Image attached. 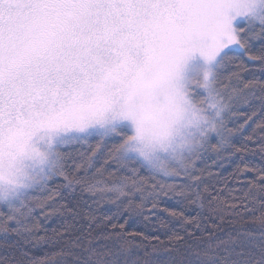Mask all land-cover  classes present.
I'll return each mask as SVG.
<instances>
[{"label": "snow or ice", "instance_id": "snow-or-ice-1", "mask_svg": "<svg viewBox=\"0 0 264 264\" xmlns=\"http://www.w3.org/2000/svg\"><path fill=\"white\" fill-rule=\"evenodd\" d=\"M248 153L264 161V0H0V264H264ZM213 156H239L242 195L206 180ZM146 206L180 230L129 232Z\"/></svg>", "mask_w": 264, "mask_h": 264}, {"label": "trees", "instance_id": "trees-1", "mask_svg": "<svg viewBox=\"0 0 264 264\" xmlns=\"http://www.w3.org/2000/svg\"><path fill=\"white\" fill-rule=\"evenodd\" d=\"M258 47V45H257ZM250 63V62H249ZM251 66V64H250ZM92 145L95 146L96 144V140H92L91 141ZM249 148H255L256 145L253 143H250L248 145ZM83 149H81L82 151ZM105 151H107V149H105ZM215 159V156L212 157V159H206L203 163L198 164L199 168H205L206 173L210 172L213 175L208 178L207 176L205 177L206 180H208V182H213L215 183V186L218 190L221 191L222 196L225 199H228L230 196H239L242 195V193L240 191H238L242 186V181H245L247 179V177H230V174L233 173V170L236 168L237 163H239V156H233L230 158V160L224 162L222 165L220 164V162L218 161L217 164L213 165L212 164V160ZM246 161L254 164L256 166L261 165L262 163H264V161L261 160V157L258 153L253 154V153H248L246 155ZM207 166V167H206ZM145 173H142V175ZM61 181L57 180L56 183H60ZM232 190H236V191H232ZM162 206L163 207H168V208H175L178 211L182 209V205L178 204L177 199L173 198V199H167L164 198L162 200ZM112 206L110 205H103L102 209L103 211H107L108 208H110ZM115 209L113 208V211ZM185 211L186 215H196V213L194 211H192L191 209H183ZM144 215L149 216V221L145 222L143 220V217H139L138 219H134L132 221L129 222L128 225H126L127 230L129 232L132 231H139V232H144L147 236L149 237H154V236H159L161 240H166L167 239V235L170 234V230H177L179 231V221L173 219L172 217L168 216V214L166 212L163 211H159L157 210L156 215L153 216L152 213L150 211H148V206H146ZM163 220L165 221V223L168 225L167 228H161L159 225V221ZM60 221L57 219L51 220L48 222V224L46 225L49 229H51L52 227H55ZM120 222H123L122 220ZM222 227L224 228V234H218L220 235V238H224V235H226L229 231L232 230L231 225L225 224L222 225ZM197 235H200V233L198 232ZM142 241L140 238H137L135 241H133V244H140ZM9 243H13V240L11 238H5L4 235L2 233H0V245H4V244H9ZM147 243V242H144ZM153 247H157L160 248L161 251L159 253L158 258L159 259H164V253L162 250V246L160 245H156L155 242L153 241L152 244H147V248L146 250L148 252H151ZM145 249H141L139 250V255L141 256V258H143V252ZM35 255L39 256L42 255V251L39 249H33L32 250ZM4 249L2 247H0V254H3ZM156 258V257H154Z\"/></svg>", "mask_w": 264, "mask_h": 264}]
</instances>
